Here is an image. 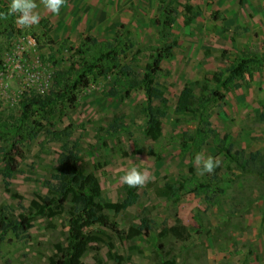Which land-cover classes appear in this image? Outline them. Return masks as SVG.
<instances>
[{"label":"rangeland","instance_id":"obj_1","mask_svg":"<svg viewBox=\"0 0 264 264\" xmlns=\"http://www.w3.org/2000/svg\"><path fill=\"white\" fill-rule=\"evenodd\" d=\"M0 1L10 4V0ZM166 1L176 10L172 34L179 45L163 62L165 74L158 79L169 99L162 136L149 140L143 134L146 100L141 89L130 99L106 98L104 93L112 87L114 77L94 81L80 95L78 109L69 111L62 122H55L54 129L58 130L72 123L73 135L58 143L41 134L27 144L26 158L20 161L21 172L12 179L10 192L1 174L0 142V207L5 205L18 215L37 193H47L59 154L78 139L82 146L80 166L98 176L103 200L125 198L127 186L120 177L133 166L141 170L146 167L154 177L137 188L140 199L136 205L120 215L108 212L120 229L148 216L170 225L180 219L192 231L184 243L165 240L162 253L157 248L156 233L148 242L140 237L128 243L111 231L101 230L104 243L100 245V262L94 248L84 258L85 264H117L119 258L122 264H156L160 254H169L176 264H264V178L243 174L212 142L201 150L186 147L195 136L198 118L176 111L177 97L185 84L199 81L200 85L218 88L227 99L217 102L212 110L214 128L222 136L233 135L235 149L264 153V123L260 119L264 113V72L239 90L223 88L220 76V70L236 59L264 55V0L241 1L240 10L237 0H205L203 8L195 4L201 0H192L203 13L190 24L186 23V0ZM249 3L251 8L245 9ZM37 11L41 19L50 22L57 44L46 43L39 23L30 29L17 26L18 33L1 46L5 67L0 71V102L9 109L18 104L25 91H48L55 70L68 67L69 44H79L86 35L104 39L124 26L141 46L163 44L157 24L164 16L161 0H68L59 15L43 5ZM197 92L202 93L200 88ZM115 118L121 126L118 133L108 130ZM201 152L221 160L214 173L199 174L194 158ZM192 175L202 180L215 178L224 192L211 205L197 193L179 201L164 195L166 185ZM68 231L64 218L57 217L36 218L28 235L0 232V264H50L56 245L66 243ZM110 243L115 247L112 257Z\"/></svg>","mask_w":264,"mask_h":264},{"label":"trees","instance_id":"obj_2","mask_svg":"<svg viewBox=\"0 0 264 264\" xmlns=\"http://www.w3.org/2000/svg\"><path fill=\"white\" fill-rule=\"evenodd\" d=\"M191 1L186 0L184 4L187 24L203 13ZM161 3L164 16L157 21L163 34L161 46H141L124 26L104 39L86 35L77 45L67 40L65 42L70 43L68 67L55 70L48 91H25L18 104L11 109L0 102V142L3 145L1 174L7 192L11 191L12 179L21 172L20 161L26 158L27 144L34 142L41 134H46L50 141L58 143H64L66 138L73 135L72 123L58 130L54 129L55 122H62L68 117L69 111H76L82 92L99 79L114 77L112 87L104 93L106 98L130 99L134 91L141 89L146 100L142 108L146 117L143 134L149 140L162 136L165 106L169 99L158 79L165 74L163 62L173 56L179 41L172 34L177 21L176 10L166 0H161ZM7 9L8 6L0 1V12H6ZM40 24L46 43L56 45L57 42L51 36L50 22L43 18ZM18 31L14 16L0 20V71L5 67L1 46L10 41ZM263 72L264 55L242 57L227 69L220 70L223 79L221 83L225 89L239 90L243 85L251 84L257 73ZM198 88L202 93L197 92ZM226 99L225 92L206 83L200 85L199 81H194L183 86L177 97L176 111L198 118L195 136L185 146L201 150L212 142L218 153L223 154L226 160L235 162L243 174H255L264 178V153L256 151L248 154L243 148L235 149L234 136H222L214 128L212 110L217 102H224ZM157 102L161 105H157ZM260 119L264 123V113H261ZM108 130L113 133L121 130L116 118ZM81 152L82 146L77 139L70 149L59 154L58 165L52 174V182L48 184L47 193H37L22 213L15 215L9 207H0V232L3 235L9 232L17 237L28 235L36 218H64L69 229L68 237L65 244L56 245L50 264H85L84 258L94 248L97 251L96 260L100 262V245L104 243L101 230L111 231L128 243H133L140 237L148 242L152 234L156 233L157 248L162 253L166 249L165 240L184 243L191 237L192 231L180 219L170 225L144 216L139 223L120 229L108 212L120 215L136 205L140 199L138 189L127 186L126 196L122 200H103L98 176L94 172L86 173L80 166ZM223 192L224 189L215 178L202 180L197 175H192L166 185L164 195L179 201L183 196L197 193L206 204L211 205ZM15 196L21 198L19 195ZM108 246L112 257L115 247L111 243ZM120 260L121 258L116 259L117 264H122ZM156 264L176 262L169 254H160Z\"/></svg>","mask_w":264,"mask_h":264},{"label":"clouds","instance_id":"obj_3","mask_svg":"<svg viewBox=\"0 0 264 264\" xmlns=\"http://www.w3.org/2000/svg\"><path fill=\"white\" fill-rule=\"evenodd\" d=\"M68 0H10L6 12H0V20H7L9 17H15V23L21 29H30L40 23V13L37 11L40 5L50 13L59 15L61 9L67 4ZM195 165L200 175L212 174L215 169L220 167L221 160L211 155L205 156L203 152L197 153L194 158ZM142 164L145 162H141ZM154 177L145 167H131L124 175L120 177V182L129 188H142L146 186Z\"/></svg>","mask_w":264,"mask_h":264},{"label":"crops","instance_id":"obj_4","mask_svg":"<svg viewBox=\"0 0 264 264\" xmlns=\"http://www.w3.org/2000/svg\"><path fill=\"white\" fill-rule=\"evenodd\" d=\"M241 1H245V0H237V2H238V4H239V5H237L238 10H240V5H241L240 2H241ZM195 4H197V5H199L201 8H203V4H205V0H201V1H198V2L195 1ZM251 6H252V5L249 3L248 5L244 6V8H245V9H249V8H251ZM219 9H220V7H219ZM219 9H216V10H219Z\"/></svg>","mask_w":264,"mask_h":264}]
</instances>
